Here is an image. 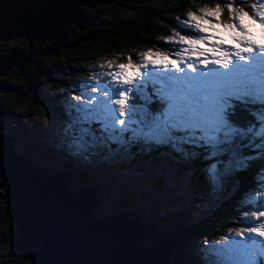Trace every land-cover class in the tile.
Wrapping results in <instances>:
<instances>
[{"label":"snow or ice","instance_id":"obj_1","mask_svg":"<svg viewBox=\"0 0 264 264\" xmlns=\"http://www.w3.org/2000/svg\"><path fill=\"white\" fill-rule=\"evenodd\" d=\"M241 3L196 0L195 10L190 7L177 24L190 34L161 38L177 51L148 49L140 62L130 55L125 63L109 61V83L102 88L104 78H98L90 92L73 97L74 112L62 128L72 154L133 143L164 148L184 160L202 158L213 190L259 160L256 186L264 187V40L249 31L258 22L264 33V0ZM224 10L227 18L221 19ZM248 203L251 216L242 222L257 223L264 218V192ZM229 231L234 235L226 233L220 242L204 241L208 264L264 260V222Z\"/></svg>","mask_w":264,"mask_h":264},{"label":"water","instance_id":"obj_2","mask_svg":"<svg viewBox=\"0 0 264 264\" xmlns=\"http://www.w3.org/2000/svg\"><path fill=\"white\" fill-rule=\"evenodd\" d=\"M134 0H0V45L2 39L24 37L29 50L13 47L0 51V76L17 66L25 76V64L37 54L47 55L68 49L94 37L92 31L71 41V27L80 30L96 23L86 8L104 4L123 6ZM34 41L45 47L37 48ZM13 75H19L11 72ZM17 91L0 77V93ZM4 110L0 105V115ZM12 136L0 119V184L2 200L17 225L16 251L32 264H172L176 240L165 235L162 243L148 247L145 226L127 215H96L101 203L96 186L72 188L70 170L52 172L19 154ZM139 174L162 178V190L141 189L135 193L144 202L180 196L192 179L171 177L172 171ZM134 174V173H130ZM138 176V175H137ZM234 185L236 187L234 188ZM240 189L235 180L226 192L233 197ZM151 195V197H150ZM152 198V199H150Z\"/></svg>","mask_w":264,"mask_h":264},{"label":"trees","instance_id":"obj_3","mask_svg":"<svg viewBox=\"0 0 264 264\" xmlns=\"http://www.w3.org/2000/svg\"><path fill=\"white\" fill-rule=\"evenodd\" d=\"M226 2L227 0H199L201 5L209 4L210 6L215 3L223 4ZM251 2H254V0H249V3ZM195 3L196 0H134L123 6L117 4H104L97 6V8L87 7V12L96 18V23L88 26L84 30L72 26L70 38L71 41L76 40L90 31L94 33V37L83 40L78 45L71 48L35 57L32 61L25 64V76H22L20 74L21 70L17 69L22 78L25 79V82L22 84H15L12 82V79L4 78L8 86L11 85L10 87L17 89V91H10L0 97V105L4 110L2 119L6 128L5 131L17 140L15 144H19L20 142L23 144L22 147L17 148L18 152L24 154L43 168H47L48 170L56 169V167L52 165L48 167L45 166V164L51 163L50 158H52L55 153L52 148L43 142V140H51L56 146H61L64 143L62 136L52 135L47 129L51 123H54L57 127L63 126V123L66 124L69 119V110L63 106L65 101L63 100L64 97L55 100L54 96L49 94L53 93L55 86H57L58 90L62 93H64L63 90L66 88L64 80L56 76L57 74L61 76V74L56 71L57 65L62 63L61 61L65 62L62 66L69 70L72 68L70 64L77 63L82 59L85 60L86 57L89 58L88 54H110L111 56H115L118 62L126 61L125 57L130 55L135 62L136 56L134 52L137 49L150 48L165 53H172L171 49H175V47H166L165 42L161 38L170 36L174 31L180 32L183 35L190 34L188 31H181L177 27L179 23L177 20L182 18L190 7L195 10ZM234 3H240L241 6H244L241 0H234ZM108 9L109 11L104 16L105 11ZM245 10L250 11L247 7H245ZM110 11L114 13V16H107L111 14ZM226 18V10H224L221 14V19ZM13 41L21 52L29 50L30 44L26 38H21L19 40L14 39ZM1 43L3 44L0 45V50L2 52L13 47L10 43ZM34 43L37 45L36 41H34ZM66 62H68V64H66ZM41 79L46 82V85L48 84V88H43ZM149 86L151 87V84ZM55 94H57V92H55ZM26 100L32 103V106L29 108V117L22 114L19 106V103H24ZM140 102L142 101L139 99V96H137V103ZM41 107H44L50 115L42 120H37L36 113L33 116L34 119H32V112L30 109ZM101 150L106 154L104 149ZM38 153H42L43 157L46 158L44 163L39 161ZM59 160L61 163L57 171L62 172V170L70 169L74 175L72 181L75 185L72 186V188L78 189L79 187L96 186V191L97 193L99 192L98 181L95 180L94 177H87L85 171L80 170L76 165L75 158L65 155ZM260 164L261 162L257 160L251 163L247 171L234 173L231 183L235 180L239 181L240 189L238 192L233 197L226 198V192L230 187L223 188L221 200L214 201L216 203L214 206L211 208L208 207L206 210H202L201 206L198 207L201 208V216L196 220H186L184 223L176 221V223H174L172 221V227H161L160 223L151 220V217L147 213L146 215L148 218L146 219L142 214L134 211L126 210L120 212L119 210H115L102 213L103 210L101 208L100 212L96 213V215L122 214L127 215L130 221H138L141 225L145 226V230L149 235L148 237H156L152 242L149 241L150 238L145 240L144 243H146L148 247L161 243L165 235L170 236L172 239L176 240L171 257L172 264H189L192 255L187 254L185 250L189 252L186 247L190 245V239L198 238L199 236L210 237L217 235L221 231V228L230 226V224L234 222L233 220L235 218H233V215L241 213L243 209L239 207L241 204L244 205V208L251 206L244 197V194L247 191L260 189V187L256 186V180L258 179L256 173ZM124 166H126L125 161L119 168ZM118 170L119 169L114 170L115 173H112V177L118 178L115 176L117 172H120ZM189 177L194 181L193 187L197 189L196 191L198 192L200 186L195 177ZM159 185L162 189L163 181H161ZM0 186L2 185L0 184ZM153 188L157 189L155 187ZM3 189L4 190L0 192V264H32L29 259H25L16 251L14 243L17 239V225L11 216V211L1 198V195H4L6 192L5 188ZM200 194H204L203 191L196 193L197 196ZM98 198L101 200V203L102 200L104 201L100 192ZM101 203L96 207L97 209L103 206ZM155 212L158 217H160V213H158L157 210H155ZM158 222H160L159 219ZM193 264H196L195 259L193 260Z\"/></svg>","mask_w":264,"mask_h":264},{"label":"rangeland","instance_id":"obj_4","mask_svg":"<svg viewBox=\"0 0 264 264\" xmlns=\"http://www.w3.org/2000/svg\"><path fill=\"white\" fill-rule=\"evenodd\" d=\"M109 11L106 10L104 13V16ZM187 12V11H186ZM186 12L184 13V16L177 20V22H181L186 18ZM111 13V11H110ZM107 16H114V13H111ZM245 23L251 24V22L248 20L247 17H245ZM75 26V25H74ZM252 37L258 41L264 40V33L261 32L259 23L251 24V27L249 29ZM181 34V33H180ZM222 35H226L223 31L221 32ZM173 35V33H171ZM170 35V36H171ZM183 35V34H181ZM21 39L22 37H13L9 40L2 39V42L5 44H11L13 47H17L16 43L13 41L14 39ZM13 42V43H12ZM12 47V48H13ZM42 47H45L44 43L41 45L37 42V48L41 49ZM173 48V47H172ZM150 48H144V49H137L134 53L136 56L135 62H140L138 60L139 54L143 51H147ZM10 50H7L3 52L4 54H10ZM178 48L175 47V49H171V52L174 53L177 51ZM155 51V50H154ZM160 51V50H159ZM39 56V54H37ZM89 58L82 59L81 61H78L77 63L70 64L71 69L67 70L62 65L65 64L64 61H61L62 63L57 65V70L61 76L58 74L56 76L62 78L64 80V85L66 86L64 93L60 92L58 90V87L55 86L53 93H49L54 96L55 100L60 99L61 97H64L63 100V106L69 110L74 112V108H72V105L76 103V101L73 100V97L77 95H81L82 93H87L91 91L92 87H95L96 84L99 82L98 78H104V84H101L100 86L103 88L108 83L110 78L107 76V73L109 71H112L113 69H110L108 67V62L113 61L114 63H125L124 62H118L115 58V56H111L110 54H99L96 55H89ZM171 58H175L172 56ZM68 64V62H66ZM16 69V70H15ZM17 69L19 68L17 66H12L11 70H5L7 72V75L0 76L5 80L4 78L12 79V82L15 84H20L19 81H17L16 77H22L19 75H13V73H18ZM22 71V69L20 68ZM45 80V79H44ZM41 82L43 84V88H48V84L46 85V82L41 79ZM57 92V94H55ZM7 93H0V97L4 96ZM131 95V93H130ZM142 103V102H140ZM31 101L26 100L24 103H19V106L21 108L22 114L28 116L29 115V108L32 106ZM31 110V118L34 119V114L37 113V120H42L50 115L47 110H45L44 107L41 108H35L30 109ZM68 111V115H69ZM29 117V116H28ZM0 119L3 122L2 116L0 115ZM65 124L63 123V126ZM63 126L57 127L54 123H51L50 126L47 127L48 132L55 136H62V128ZM6 130V128H5ZM17 142V140L15 141ZM43 142L52 148L54 150L53 157L50 158L51 163L45 164L46 167L48 166H54L56 167L55 170H51L52 172L57 171L58 166L60 165L61 161L59 158L69 155L75 158L76 165L78 168L82 171H85V174L87 177H94L95 180L98 181V189L100 192V195L104 198V201L102 200L103 206L98 207L97 213L100 212L101 208L103 210L102 213H108L115 210H119L120 212H124L126 210L128 211H134L136 213L142 214L146 219L148 218L146 213L149 214L151 217V220L160 223L161 227H172V221L174 223L180 222L184 223L186 220H196L199 216H201V208L202 210H206L208 207L211 208L216 203L214 201H220L222 196V189L230 187L231 180L233 179V174L227 176L224 178L223 183L221 187L217 190H213V188L209 185L208 182H204L205 188L199 189L198 192L207 190L211 196L212 199L208 200V195H204L202 197L197 196L196 193H198L196 190L192 188V184L190 185L188 191L180 196L175 197H169V198H162V199H153L152 202H143L139 196L135 193V190H141V189H152L160 191L162 190L160 187V182L163 181L162 178H156V179H149L147 176L140 175L139 173L142 171H147L151 169L150 174L155 175L160 172H167L172 171L171 177H177L176 179L186 178V175H189L191 177L195 176V174H199V176L204 179L203 176H206L203 168L200 167L201 165L206 164L205 161L202 160V158H197L194 161L184 160L183 158L177 157L175 154H168L167 150L164 148L156 149L155 146L147 145V144H141V143H133L128 146H118V145H110L107 148H97L94 150H91L89 153H85L83 155H73L72 152L67 148V145L63 143L61 146H56L53 144L51 140H43ZM23 144L21 142L16 144V149L18 147H22ZM56 147L62 148L61 151L59 149H56ZM64 149V150H63ZM104 149L106 151V154L101 150ZM18 150V149H17ZM67 153V154H66ZM41 154V155H40ZM41 156V157H40ZM39 160L44 163L45 157H43L42 153H38ZM125 161L124 167H120L122 165V162ZM155 162V163H154ZM159 162L163 163V166H157L152 164H158ZM199 165V168L197 166ZM44 166V167H45ZM157 166V167H156ZM127 167V168H126ZM120 171L122 174H117L118 178L112 177V173L114 174V170ZM141 169V170H140ZM130 173H134L131 175ZM51 174V173H47ZM186 174V175H184ZM138 175V176H137ZM114 176V175H113ZM181 176V177H180ZM188 176V179H191ZM75 184L72 181V185ZM153 187L157 188L154 189ZM196 191V192H195ZM98 192V194H99ZM259 192H264V187H260V189H256L254 191H247L244 194V197L248 200L254 198ZM151 197V195H150ZM152 199V198H150ZM201 206V208H198ZM239 207L243 208L241 210V213L238 215H233V218H235L232 224L227 227L221 228V231L217 235H213L210 237H207V241L210 242H220V237L226 233L234 235V231L229 230H235L237 228L244 229L249 226H257L259 222H264V218H262L260 221H257V223H249V222H242V218L245 216H251V212L248 210L252 207H245L241 204ZM157 210L158 213H162L163 216L158 217L157 213L155 212ZM163 211V212H162ZM150 212V213H149ZM158 219L160 222H158ZM253 220L256 218L253 217ZM176 221V222H175ZM159 225V224H158ZM166 229V228H164ZM255 235V234H253ZM150 238V242L153 241L155 236L153 237H147L146 239ZM160 241V240H159ZM144 243V242H143ZM200 245H204V240H200ZM195 250L198 249L196 253H194L191 249L190 251L193 252V255L196 256V258L200 259L201 257L204 258V262L202 264H208V259L205 257V252H202L200 247H193ZM185 252L189 255H191L189 252L185 250ZM193 258L190 259L189 264H193ZM196 262V260H195ZM260 264H264V260L260 261Z\"/></svg>","mask_w":264,"mask_h":264},{"label":"flooded vegetation","instance_id":"obj_5","mask_svg":"<svg viewBox=\"0 0 264 264\" xmlns=\"http://www.w3.org/2000/svg\"><path fill=\"white\" fill-rule=\"evenodd\" d=\"M18 39V38H17ZM16 70V69H15ZM17 81H19L20 84L25 82V79H23L22 77H17ZM162 213H160V216L162 217Z\"/></svg>","mask_w":264,"mask_h":264},{"label":"bare ground","instance_id":"obj_6","mask_svg":"<svg viewBox=\"0 0 264 264\" xmlns=\"http://www.w3.org/2000/svg\"><path fill=\"white\" fill-rule=\"evenodd\" d=\"M13 39V38H12ZM3 45V44H2ZM3 79V78H2ZM11 86V85H10ZM2 107V106H1ZM6 112V111H5ZM27 126V125H26ZM7 133V132H6ZM40 134V133H39ZM42 134V133H41ZM43 136V135H42ZM59 148V147H58ZM157 149V148H156ZM64 150V149H63ZM158 150V149H157ZM52 154V153H51ZM67 154V153H66ZM41 155V154H40ZM41 157V156H40ZM49 157V156H48ZM60 159V158H59ZM71 159V158H70ZM41 160V159H40ZM39 160V161H40ZM75 163V162H74ZM155 163V162H154ZM157 167V166H156ZM53 171V170H52ZM63 171V170H62ZM171 176H172V174H171ZM181 177V176H180ZM174 178H177V177H174ZM182 178V177H181ZM251 178V177H250ZM77 183V182H76ZM100 197V196H99Z\"/></svg>","mask_w":264,"mask_h":264}]
</instances>
